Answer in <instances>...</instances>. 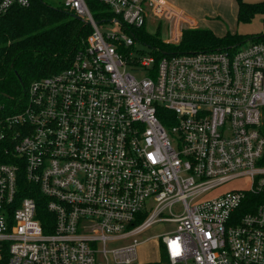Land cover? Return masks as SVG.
Masks as SVG:
<instances>
[{
  "label": "built area",
  "instance_id": "obj_1",
  "mask_svg": "<svg viewBox=\"0 0 264 264\" xmlns=\"http://www.w3.org/2000/svg\"><path fill=\"white\" fill-rule=\"evenodd\" d=\"M29 5L0 0V14ZM63 7L91 33L0 105V264H140L134 237L158 222L178 224L158 236L161 264H264V43L156 59L138 31L177 43L188 21L166 0Z\"/></svg>",
  "mask_w": 264,
  "mask_h": 264
},
{
  "label": "trees",
  "instance_id": "obj_2",
  "mask_svg": "<svg viewBox=\"0 0 264 264\" xmlns=\"http://www.w3.org/2000/svg\"><path fill=\"white\" fill-rule=\"evenodd\" d=\"M29 1L28 7L14 6L0 14V105L4 104L8 109L24 100L34 80L66 69L81 42L91 33V29L63 5L55 7L45 0ZM237 2L239 23H249L256 15L264 16V1ZM161 29L160 25L156 33L147 32L145 27L138 31L140 39L159 49L154 53L156 59L167 54L235 50L248 42L264 43V32L256 35L228 32L220 37L210 29L195 27H185L179 42L166 43V35ZM28 195L30 193H24V196ZM38 200V216L45 227L51 215L45 209L44 199Z\"/></svg>",
  "mask_w": 264,
  "mask_h": 264
},
{
  "label": "rangeland",
  "instance_id": "obj_3",
  "mask_svg": "<svg viewBox=\"0 0 264 264\" xmlns=\"http://www.w3.org/2000/svg\"><path fill=\"white\" fill-rule=\"evenodd\" d=\"M45 1L50 3L51 5H53L55 7H59V6L63 5L64 0H45ZM245 1L250 2V3H254V2H260V1H264V0H250V1L245 0ZM191 2H194V0H191ZM172 6L177 11L181 12L183 14L184 18L186 20H188L186 22L181 21L180 22L181 26L205 28L204 23H201L198 21L199 23L197 24V17L195 15V12H193V10H192L195 7V5L191 6L190 10H188L186 8H185L186 10H184L177 4H175V5L172 4ZM92 7H93L94 13L99 12V10L96 6H92ZM189 21L193 22L195 24L191 25ZM106 27H111V26H106ZM145 28L150 33H156L157 32V27L150 22L148 23V25H146ZM238 28H239L238 29L239 33H242V34H248V35L260 34V33L264 32V16L263 15H256V17L251 22L240 23ZM161 30H163L164 35H166V37H167L168 35L165 34L164 26H162ZM248 43H246L244 45H247ZM136 49H138L139 51H144V53H146L147 55L152 53L151 48L145 44H142V43L137 42L136 43ZM133 73L138 78H141L145 75V73L142 71L133 72ZM245 188H246V182L243 178H241V179L234 180L233 182H230L228 184L220 186L217 189L210 191L208 194H206L205 197L206 198L207 197H214L216 195H219L221 193H225V192L232 190V189H245ZM170 211L174 214V216L180 215L183 212L182 203H180V202L175 203L173 205V207H171V210L166 211L164 216L165 217H173L170 215ZM177 225L178 224L173 223V222H158V223L152 225L147 230H145L142 234L134 237L135 239H137V241L140 242V244L137 246V249H136L138 262L140 264H161L160 261H161V257L163 255V252H162V247H161L160 241L158 239V236L176 229ZM132 240H133V238L130 239L129 241L131 242Z\"/></svg>",
  "mask_w": 264,
  "mask_h": 264
},
{
  "label": "crops",
  "instance_id": "obj_4",
  "mask_svg": "<svg viewBox=\"0 0 264 264\" xmlns=\"http://www.w3.org/2000/svg\"><path fill=\"white\" fill-rule=\"evenodd\" d=\"M166 1L171 5L177 4L184 10H190L191 6L195 5L192 10L197 17V24L199 22L204 23L205 28L212 30L217 36H224L228 32L239 33L238 27L240 23L238 22L237 0H194V2H191V0Z\"/></svg>",
  "mask_w": 264,
  "mask_h": 264
},
{
  "label": "water",
  "instance_id": "obj_5",
  "mask_svg": "<svg viewBox=\"0 0 264 264\" xmlns=\"http://www.w3.org/2000/svg\"><path fill=\"white\" fill-rule=\"evenodd\" d=\"M76 19H78V20H80V21H82L84 24H88V22L87 21H84V20H82L80 17H78V16H74Z\"/></svg>",
  "mask_w": 264,
  "mask_h": 264
}]
</instances>
